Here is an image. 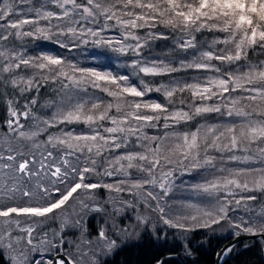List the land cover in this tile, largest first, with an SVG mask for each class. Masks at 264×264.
<instances>
[{
  "label": "snow or ice",
  "instance_id": "snow-or-ice-1",
  "mask_svg": "<svg viewBox=\"0 0 264 264\" xmlns=\"http://www.w3.org/2000/svg\"><path fill=\"white\" fill-rule=\"evenodd\" d=\"M19 5H33V0H0V87L23 96L33 89L38 94L50 82L59 85L62 95L49 102L52 112L46 117L34 114L35 96L23 111L14 106L18 101H7V132L0 138V258L7 253L8 264H99V256L117 246L112 237L128 229L113 223L110 236L101 227L94 242L86 235L84 216L96 212L115 218L128 209L138 212L137 227L152 223L146 210L181 233L226 223L233 236L264 240V0H39L37 7ZM170 36L177 54L184 53L177 62L143 58L151 41ZM25 37L50 40L69 51L92 44L135 55L131 66L144 76L187 70L205 75L137 84L126 74L81 67L59 53L26 54L14 43ZM92 57L106 58V53ZM153 91L165 102L144 99ZM177 94L183 107L173 99ZM208 114L220 120L181 127ZM21 119L32 123L26 126ZM70 124H83L88 131L60 127ZM52 128L58 134L48 132ZM41 143L45 150L39 157L29 154ZM193 171L206 175L188 189L207 201H186L170 211L177 174ZM86 174L114 179L86 182ZM101 189L109 194L103 201ZM17 193L27 200L9 203ZM61 212L67 215L60 217ZM57 219L59 231L34 235L36 226ZM66 227L80 230L77 254L61 251ZM233 247L216 254L217 264ZM184 252L192 255L187 246Z\"/></svg>",
  "mask_w": 264,
  "mask_h": 264
},
{
  "label": "trees",
  "instance_id": "trees-1",
  "mask_svg": "<svg viewBox=\"0 0 264 264\" xmlns=\"http://www.w3.org/2000/svg\"><path fill=\"white\" fill-rule=\"evenodd\" d=\"M39 6V0H33V5H19L20 9H27L29 7H37ZM32 13H28L31 15ZM28 27V26H25ZM114 33V32H108ZM107 34V33H106ZM210 35V34H207ZM63 39V38H61ZM15 46L18 50L22 49L26 54L31 55H39V54H52L56 55L59 53L65 59L72 56L80 58V66L81 67H89L87 61L83 60L87 56L89 60H91L93 52L103 51L106 53V58H99L101 67L105 69H110L112 72L115 70L121 71L122 74H126L130 77V80L133 83H139L140 80H144L148 82L152 86H156L158 84H168L173 80H183V78L191 77L196 73V71L187 70L182 72L173 73L168 76H144L143 73L137 74V70H134L131 66V61L138 59L135 55H122L119 52L108 51L107 48H97L96 46L89 44L87 46H81L80 48H76L72 51L67 49L60 48L58 45L54 44L50 40L44 39H32V38H22L21 40H16ZM175 39L171 36L167 40H154L150 42V47H146L142 50L143 58L150 59L153 57H159L160 59H168L172 60L173 57H180L183 52H179L175 49ZM252 59H256V57H252V54H249ZM96 59V58H95ZM31 72L32 70H28ZM21 75H25L24 72L20 73ZM178 75H181L179 77ZM7 93V95H5ZM91 94L96 96L104 97L105 94L97 91L90 90ZM62 93L59 91V85L45 84L40 87L39 93L37 94L35 89L31 92L25 93L21 96L16 89L12 87H0V138H3L5 133L7 132L6 121L9 118L7 115L8 104L7 101L12 99L14 101H18V103L14 104V106L19 110L23 111V106L28 100L32 97L37 98V105L33 107V112L35 115L40 117L49 116L52 112V109L48 106L49 102L53 99L59 101ZM180 94H177L174 97V100H177V106L183 107V105H179ZM185 99H190V93H183ZM147 97V96H146ZM148 97H155L160 102H165V98L161 93H157L155 91L149 93ZM105 99H111L105 97ZM171 107V106H169ZM214 122L219 121L220 117L218 114H208L206 117H196L189 125L181 127L190 128L197 124V122ZM21 122L26 126L30 125L31 120L25 121L21 119ZM63 128H85L83 124H70V125H61ZM84 130V129H83ZM85 130L88 131L87 128ZM149 134H155V130L147 129ZM48 132L53 134H58L56 128L49 129ZM47 133L42 134L38 139L43 142L46 138ZM0 145H2V140H0ZM45 150V146L41 143V147L39 149H30L29 154L35 152L37 157H39L40 152ZM89 179L86 182H94L99 179H104L107 182H112L114 178H101L97 177L93 174H86ZM183 176H196V173L191 172V174L179 175L177 177ZM256 195H260L259 193H254ZM111 195L115 196L116 193H112ZM98 196L103 201L108 198L109 194L106 190L101 189L98 192ZM173 194L170 193L168 197L169 201V209H175L176 207L169 200ZM204 197V196H203ZM206 198V197H204ZM27 198H21L20 194L17 193V198L15 201H10L9 203H18L23 204ZM71 212V209H69ZM128 213L131 214L133 218L134 215L137 216L138 212L133 209L126 210L123 214L111 218L109 216H105L103 213L90 212L83 218V225L86 231V235L89 239H92L95 242V233L101 227H104L109 231V235H112V229L110 225L115 223L119 226L124 225L122 219ZM67 215V213H65ZM145 215H149L152 223L149 225H140L139 228L143 229L140 232L134 231V233L128 235L127 237L121 236H113L112 238L117 240V246L108 254L99 256V264H157L158 260H163L164 264H213L215 254L222 248V245L227 237L233 236L232 230L228 228L227 224L214 225L212 228H198L188 233H181L177 229H171L164 226L161 222L156 220V213H148L144 210ZM240 215H244L243 212L239 213ZM63 212L60 213V217H62ZM235 215V214H230ZM24 220L23 217L20 218ZM61 220H49L44 223L42 226H36V233L34 235H42L45 231L48 232L49 236L52 235L54 231H59ZM122 223V224H121ZM26 226V225H25ZM137 226V225H136ZM15 234V233H14ZM64 237V249L69 253L77 254L75 252L74 243L80 239V230L78 228L66 227L65 230L61 233ZM187 237V240L184 239ZM187 246L191 249L192 255L188 256L184 252V247ZM263 244L260 239L249 240L244 239V241H239L234 244L233 250L229 255L225 258L222 264H264L263 263ZM8 254L0 258V264H8Z\"/></svg>",
  "mask_w": 264,
  "mask_h": 264
},
{
  "label": "rangeland",
  "instance_id": "rangeland-1",
  "mask_svg": "<svg viewBox=\"0 0 264 264\" xmlns=\"http://www.w3.org/2000/svg\"><path fill=\"white\" fill-rule=\"evenodd\" d=\"M33 15V13L31 14ZM42 24L44 23L43 21L41 22ZM106 35L108 36H113V35H117L116 33H107ZM49 55H52L49 53ZM184 56V53L180 56L182 57ZM180 57H173V59L171 61H174V62H177L179 60ZM151 59V58H150ZM163 59V58H161ZM66 60H69V61H73V62H76L79 66H80V58L75 56L74 58L72 56H70L68 59L66 58ZM83 60L87 61V63L89 64V67H101V65L99 64L100 63V60H98L97 58H92L91 60H89V57L87 56L86 58H84ZM104 68V67H103ZM114 74H122V72L119 70H115L113 72ZM205 75V73H201V72H196L194 73V75H192L191 77H186V78H183L181 77V75H178L179 77L183 78V80H191L193 78H198V77H201ZM179 81V80H178ZM145 100L147 99H155V100H158L157 98L155 97H145L144 98ZM159 101V100H158ZM160 102V101H159ZM220 120V119H219ZM218 121V120H217ZM214 122V119L212 122H208V123H213ZM72 130L76 131V132H87V130H85V128H79V129H75V128H71ZM84 129V130H83ZM196 173V176H186L185 178H183V176H180V177H177V179H175V186L172 190V194L173 196L169 198V200L173 203V205L176 207L175 209H172L171 211H174L176 209L179 208V206L186 202V201H192V202H206L207 201V197L204 198L203 196L199 195V194H193L189 189H188V185H192V184H195L199 181H202L204 179V175L206 174H201L199 172H195ZM187 175V174H186ZM66 214L63 212V215H61L62 217L65 216ZM134 217H136V215H134ZM122 219L123 222H124V225H120L119 224V227L120 228H127L128 231L127 232H120V233H117L116 235L119 237H127L128 235L134 233V231L136 230V232H140L142 231L143 229L137 227V222H136V219L133 218L131 216L130 213H128L126 216H124ZM122 224V223H121Z\"/></svg>",
  "mask_w": 264,
  "mask_h": 264
},
{
  "label": "water",
  "instance_id": "water-1",
  "mask_svg": "<svg viewBox=\"0 0 264 264\" xmlns=\"http://www.w3.org/2000/svg\"><path fill=\"white\" fill-rule=\"evenodd\" d=\"M244 239H249V240L260 239L262 244H263V255H264V240H262L259 236H249V235H244V234H241L240 236H229V237H227L226 240L224 241L223 245H222V248L217 253L221 252L224 248H226L228 246L236 244L239 241H244ZM216 254L214 256L215 258H214L213 264H217ZM222 262H221V264H222ZM263 263H264V258H263Z\"/></svg>",
  "mask_w": 264,
  "mask_h": 264
}]
</instances>
